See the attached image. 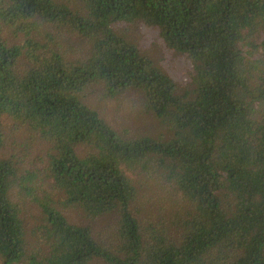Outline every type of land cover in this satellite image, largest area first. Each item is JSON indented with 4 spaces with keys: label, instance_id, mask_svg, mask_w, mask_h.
<instances>
[{
    "label": "trees",
    "instance_id": "16d2710c",
    "mask_svg": "<svg viewBox=\"0 0 264 264\" xmlns=\"http://www.w3.org/2000/svg\"><path fill=\"white\" fill-rule=\"evenodd\" d=\"M137 20L183 86L115 29ZM94 87L134 89L171 138L116 133ZM0 264H264V0H0Z\"/></svg>",
    "mask_w": 264,
    "mask_h": 264
},
{
    "label": "rangeland",
    "instance_id": "374dc122",
    "mask_svg": "<svg viewBox=\"0 0 264 264\" xmlns=\"http://www.w3.org/2000/svg\"><path fill=\"white\" fill-rule=\"evenodd\" d=\"M116 31L123 34L132 41L141 53L151 57L153 62L167 75L172 77L178 86H183L187 79L188 67L185 58L177 52L167 49L153 27L147 26L140 21L118 22ZM77 51L78 47L73 46ZM72 54H77L70 50ZM69 52V55H70ZM86 103L96 109L101 117L110 125V127L123 137H140L149 135L151 137H161L165 140L171 138L169 128L163 126L154 113L149 110L138 92L128 88L123 92L116 94L111 98H105L101 90L97 87L89 90L85 96ZM3 128L6 136L9 134L7 146L13 147L9 150L3 148L2 155L16 153V137L20 138L17 131L12 132L9 128V122H3ZM127 175L136 183L138 197L143 201L150 196L155 197L158 192H162L160 187L155 184L159 182L151 175L140 172L137 168H125ZM158 191V192H157ZM142 201V204H143ZM153 202V200H151ZM25 210L31 214L28 222H35L39 210L30 203H25ZM69 219L78 223H83L82 217L72 210L68 212ZM92 227H104V221L98 220L91 223Z\"/></svg>",
    "mask_w": 264,
    "mask_h": 264
}]
</instances>
